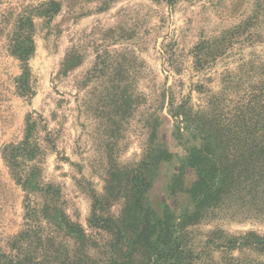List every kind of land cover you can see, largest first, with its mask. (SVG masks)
Masks as SVG:
<instances>
[{
  "label": "rangeland",
  "instance_id": "rangeland-1",
  "mask_svg": "<svg viewBox=\"0 0 264 264\" xmlns=\"http://www.w3.org/2000/svg\"><path fill=\"white\" fill-rule=\"evenodd\" d=\"M99 57L124 63L142 97L119 128L97 112L109 85L89 79ZM262 79L264 0H0V248L34 225L65 264H109L111 243L115 264H171L159 255L167 228L153 224L194 145L177 140L176 110L214 102L231 118ZM151 143L173 160L149 171L144 210L111 231L134 186L125 174ZM181 232L183 264H264V249L233 250L234 238H264L263 216H233V193Z\"/></svg>",
  "mask_w": 264,
  "mask_h": 264
},
{
  "label": "trees",
  "instance_id": "trees-1",
  "mask_svg": "<svg viewBox=\"0 0 264 264\" xmlns=\"http://www.w3.org/2000/svg\"><path fill=\"white\" fill-rule=\"evenodd\" d=\"M21 47L19 57L27 60L29 49L24 45ZM98 60L89 79L103 77L109 80V85L106 86L107 98L97 112L101 118L107 116L113 125L120 124L121 127L129 123L139 105L143 104L142 97L126 82L133 76L124 69V63L117 59L107 62L100 57ZM198 62L202 63L200 57ZM197 88L204 90L203 87ZM244 97L245 102L234 107L231 118L220 114L214 102H210V109L197 112L184 106L176 110L177 140L185 147L191 142L194 145L186 149V156L172 179L171 204L166 209L165 221L153 224L155 230L167 228L168 234L162 243L164 248L159 255L169 259L171 264H183L187 259L179 252L183 228L208 217V210L218 207L225 196L233 193V216L245 213L264 217V209L258 207V203L264 204V79ZM173 157L163 145L151 143L141 164L128 169L125 177L134 184V191L125 190L123 216L116 221L107 220L109 230L125 227L131 213L142 211L144 195L152 186L149 171L172 161ZM65 226L72 230L68 224ZM111 234L115 235V232ZM52 242L45 239L34 225H29L9 243L8 251L0 248V264H65V258L56 256ZM156 243L149 238L150 248ZM112 245L109 246V264H115L120 258ZM246 247L263 250L264 238L249 234L233 239V250Z\"/></svg>",
  "mask_w": 264,
  "mask_h": 264
}]
</instances>
